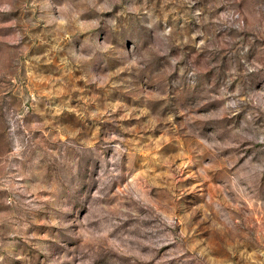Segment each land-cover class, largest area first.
<instances>
[{
	"label": "rangeland",
	"instance_id": "rangeland-1",
	"mask_svg": "<svg viewBox=\"0 0 264 264\" xmlns=\"http://www.w3.org/2000/svg\"><path fill=\"white\" fill-rule=\"evenodd\" d=\"M0 264H264V0H0Z\"/></svg>",
	"mask_w": 264,
	"mask_h": 264
}]
</instances>
